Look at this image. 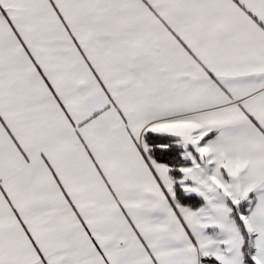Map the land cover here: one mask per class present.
<instances>
[{"label":"snow or ice","instance_id":"obj_1","mask_svg":"<svg viewBox=\"0 0 264 264\" xmlns=\"http://www.w3.org/2000/svg\"><path fill=\"white\" fill-rule=\"evenodd\" d=\"M0 264H264V0H0Z\"/></svg>","mask_w":264,"mask_h":264}]
</instances>
